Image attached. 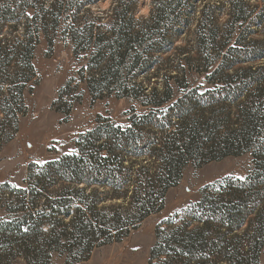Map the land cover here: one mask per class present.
Listing matches in <instances>:
<instances>
[{
  "label": "trees",
  "instance_id": "16d2710c",
  "mask_svg": "<svg viewBox=\"0 0 264 264\" xmlns=\"http://www.w3.org/2000/svg\"><path fill=\"white\" fill-rule=\"evenodd\" d=\"M41 2L0 0V30L6 23H17L21 16L27 21L23 39L14 43L0 39V110L5 116L2 121L7 122L0 132L2 140L18 129L19 115L24 114L23 93L33 79L40 35L44 33L52 42L48 32L59 25ZM94 2L82 0L81 6ZM121 4L119 0L114 7L109 35L97 32L95 23L80 30L77 19L68 28L78 46H97L90 67L107 55L105 73L86 80L93 101L105 97L114 67L120 69L133 47L144 42L132 26L130 6ZM29 8L36 11L31 18ZM233 10L243 15L246 8L242 2ZM255 22L264 27V10ZM240 52L242 58L233 64L223 61L216 72L231 69L237 62L251 65L234 69L233 75H227L221 80L223 85L214 90L200 92L195 88L176 98L169 78L162 91L152 88L146 94H132L122 85L121 91L127 93L122 97L132 96L148 110L134 114L127 126L100 117L97 125L77 140V152L40 166L32 174L30 189L13 190L12 195L21 198L14 213L24 210L29 200L33 207L22 216L0 222V251L5 249L4 254L11 258L19 250L31 264L51 261L54 251L68 252L78 264L96 247L122 241L146 218L160 212L167 191L178 183L188 164L201 166L250 152L254 170L245 179L229 176L206 185L200 201L157 225L150 264H261L264 65L253 62L264 50L250 56L252 50ZM136 55L130 69L142 56ZM14 61L21 69L10 73L8 68ZM4 86L9 89L3 90ZM79 184L84 187L79 188ZM41 188L48 191L43 204L37 203Z\"/></svg>",
  "mask_w": 264,
  "mask_h": 264
},
{
  "label": "rangeland",
  "instance_id": "374dc122",
  "mask_svg": "<svg viewBox=\"0 0 264 264\" xmlns=\"http://www.w3.org/2000/svg\"><path fill=\"white\" fill-rule=\"evenodd\" d=\"M41 1V7L50 17L57 18L59 25L48 32L52 42L41 33L34 52L33 79L23 93L24 114L19 115L18 129L7 139H0V222L31 210L29 200L24 210L13 212L21 199L12 195L13 190L30 189L34 182L32 174L40 166L77 152V140L93 129L100 117L127 126L134 114L148 110L134 97H122L127 94L121 91L122 85L132 94H146L152 88L162 91L169 78L176 98L195 88L200 92L214 90L223 85L221 80L227 75H233L234 69L251 65L237 62L231 69L216 72L223 61L233 64L242 58L240 49L252 50L247 56L264 50V27L255 22L264 10V0H122L123 7L130 6L132 26L141 33L144 42L133 47L120 69L114 67L105 97L93 101L86 80L105 73L107 55L90 67L89 60L97 53V46H78L68 28L77 19L80 30L95 23L99 26L97 32L109 35L107 31L114 23V7L119 0H96L82 6V0ZM242 2L246 8L243 15L233 10V6ZM35 12L29 8L27 15L31 18ZM26 23L23 16L15 24L6 23L0 30V39L10 43L23 39ZM136 54L142 56L130 69ZM260 54L254 65H264V53ZM8 69L14 73L21 66L14 61ZM132 108L135 112H131ZM3 118L0 110V132L7 126ZM253 170L250 152L201 166L188 164L178 183L167 191L165 207L160 212L146 218L122 241L96 247L87 260L78 264H150L155 230L161 221L200 201L206 185L229 176L245 179ZM47 192L41 188L37 203L43 204ZM45 224H42L44 232ZM4 251H0V264H31L19 250L11 258ZM68 256V252L54 251L51 261L44 264H77ZM260 261L264 264V250Z\"/></svg>",
  "mask_w": 264,
  "mask_h": 264
}]
</instances>
